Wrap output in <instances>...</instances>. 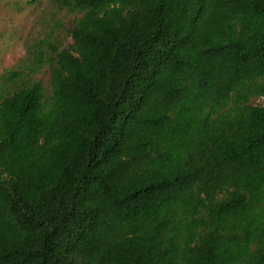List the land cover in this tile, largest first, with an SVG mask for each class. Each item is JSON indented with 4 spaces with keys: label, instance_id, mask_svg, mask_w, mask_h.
<instances>
[{
    "label": "trees",
    "instance_id": "trees-1",
    "mask_svg": "<svg viewBox=\"0 0 264 264\" xmlns=\"http://www.w3.org/2000/svg\"><path fill=\"white\" fill-rule=\"evenodd\" d=\"M47 2L70 42L0 75V264H264V0Z\"/></svg>",
    "mask_w": 264,
    "mask_h": 264
},
{
    "label": "rangeland",
    "instance_id": "rangeland-1",
    "mask_svg": "<svg viewBox=\"0 0 264 264\" xmlns=\"http://www.w3.org/2000/svg\"><path fill=\"white\" fill-rule=\"evenodd\" d=\"M47 0H5L0 2V75L13 69L25 56V43L38 35L49 33L51 26L65 41L70 42L67 31L70 20L55 17L50 14ZM57 22V23H55ZM48 79L47 72L39 76ZM256 105H264V98L253 100Z\"/></svg>",
    "mask_w": 264,
    "mask_h": 264
}]
</instances>
